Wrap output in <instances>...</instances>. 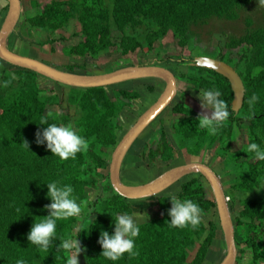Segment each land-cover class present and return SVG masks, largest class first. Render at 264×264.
Returning a JSON list of instances; mask_svg holds the SVG:
<instances>
[{
    "label": "trees",
    "instance_id": "1",
    "mask_svg": "<svg viewBox=\"0 0 264 264\" xmlns=\"http://www.w3.org/2000/svg\"><path fill=\"white\" fill-rule=\"evenodd\" d=\"M253 1L49 0L43 6L31 1L30 9L34 11L24 26L47 36L40 42L44 47L53 42L48 39L50 36L68 31L70 24L77 21L81 40L64 48V56L98 60L104 53L116 50L125 58L140 50H155L169 32L180 39L179 46H186L192 27L206 25L214 18L237 21L240 11ZM4 10L7 13V2ZM246 24L245 34L231 38L226 47L246 46L245 68L248 72L258 70L255 79L246 83L242 114L250 122L249 142L264 147V26L253 29L251 21ZM144 28L148 29L143 32ZM130 29L132 33L128 32ZM115 33L119 34L116 40ZM10 68L0 64V264H16L20 259L26 264H66L64 254L57 251L59 240L54 242L57 247L47 253L36 251L27 240L35 220L48 215L45 209L51 201L44 184L52 180L73 185L74 194L85 207L94 209L91 215L95 219L87 221L85 231L79 234L86 264H113L101 256L102 247L98 243L101 231L113 232L112 216L133 210L113 191L102 168L107 164L106 150L117 143L114 123L123 102L119 98L111 100L104 88L70 89L66 94L68 105L80 111L75 127L90 141V148L86 153L77 154L75 159L61 160L53 156L46 144L36 142V134L46 127L40 125L45 119L49 123L71 122L68 114L47 109L58 104L60 94L65 92L55 83L56 89L47 93L41 87L39 75ZM254 93L260 100L250 105ZM225 101L229 104L230 97L227 99L225 95ZM249 155L252 162L245 160L239 166L230 195L240 196L239 217L264 218V161ZM189 183L179 194L181 198L197 202L203 214L215 208L212 201L204 199L202 189L193 191ZM156 204L157 215L161 217L141 225L136 240L139 255L126 254L117 264H203L219 229L218 223L205 224L201 219L197 229L173 228L167 223L171 201L163 197ZM75 223V218L59 221L58 234L71 233ZM195 249L194 259L187 262L189 253Z\"/></svg>",
    "mask_w": 264,
    "mask_h": 264
},
{
    "label": "flooded vegetation",
    "instance_id": "2",
    "mask_svg": "<svg viewBox=\"0 0 264 264\" xmlns=\"http://www.w3.org/2000/svg\"><path fill=\"white\" fill-rule=\"evenodd\" d=\"M10 41L11 38L9 39V42ZM187 46L188 44L179 47L183 48ZM245 48L246 46L234 48L238 54V56H235V59H230L226 53L220 54L218 49H216L212 55H202L201 52L192 51L190 48L191 52L188 57L177 55L168 57L164 61L158 59L159 53L157 52L158 55L155 53L154 62L149 63H143L138 58L140 53L149 51L140 50L136 55L125 58L120 54L121 61L110 66L106 73L128 67H159L168 70L173 75L176 84V91L170 103L144 129L126 153L120 168V180L124 184L132 186L146 185L160 178L172 169L183 165L198 163L208 167L217 177L224 192V198L228 204L230 213L240 205V196L232 197L230 192L234 186L233 180L237 177L236 174L239 166L245 160L252 162L251 158H249V153L246 151V146L250 143V136L247 131V127H250V122L246 115L242 114L244 99L242 107L239 111H235L233 106L235 93L230 80L225 77V75L213 69L198 66V60L211 59L220 64L224 63L231 68L243 83L245 98L246 83L253 81L258 74L257 69L248 72L245 68L246 61L243 58ZM234 49H229V53ZM34 59L50 63L48 60L39 58ZM53 65L57 64L54 63ZM117 66L119 67L117 68ZM60 68L63 67L61 66ZM63 69L78 74L81 73L77 72L76 69L80 71L84 70L81 67L70 64ZM120 85L124 86L117 88ZM222 86L226 89L223 90ZM111 87L116 88L112 90L111 95L107 91V88H104L108 92L110 99L117 101L119 98L124 104L121 105L120 110L117 112L114 123L116 126L117 143L106 150L105 159L107 160V164L102 168V172L106 175L108 174V181L113 189L110 181V166L113 153L129 130L159 100L164 93L166 83L158 78H148L129 81ZM211 87L221 90L224 100L225 95L227 99L230 97L228 105L231 118L215 136H210L204 129H197L198 117L201 115L187 103V101H189L202 108L200 101L197 99L199 89ZM61 88L62 91H67V93L62 94H68L70 91L69 88ZM63 113L67 114L66 112ZM68 116L71 121L70 123H73L71 115L68 114ZM78 120L79 117L74 121V126ZM226 131L230 133H226ZM192 132L195 134L190 135ZM240 135H244L246 139H244L241 147L239 146L238 140ZM187 183L191 184L193 191H197L199 188L202 189L204 192V199L212 201L215 204V208L203 214L205 216L211 214L218 219L219 229L216 231V236L210 247L211 250L215 243H224V240L217 214V204L211 185L201 174H187L160 194L152 197L140 200H129L120 196L129 203L133 212L139 211L140 213H144L145 217H150L151 220L141 223L142 225L152 222L157 217H161L157 215L156 211V203L160 198L169 197L170 193H176L177 195L181 194L183 188L188 185ZM113 191L116 192L114 189ZM243 196H245V198L247 197V195ZM233 215L231 214V219L234 227V242L236 248L234 264H264V218L239 217L238 213L236 216ZM211 221L216 223L214 220H209V222ZM220 236H222V239L219 238ZM219 248L221 249V247ZM210 250L203 264H206ZM195 254L196 249L189 253L187 262H192ZM224 256L225 253L222 252L221 257L218 255L217 261L211 264H219Z\"/></svg>",
    "mask_w": 264,
    "mask_h": 264
},
{
    "label": "clouds",
    "instance_id": "3",
    "mask_svg": "<svg viewBox=\"0 0 264 264\" xmlns=\"http://www.w3.org/2000/svg\"><path fill=\"white\" fill-rule=\"evenodd\" d=\"M257 4L258 7H264V0H257ZM222 96V91L215 87L199 89L197 99L203 109L211 110V114L198 117L197 129L206 130L210 136L217 135L231 118L229 105ZM259 100L260 96L254 93L249 104H256ZM40 125L46 127H43L42 132H37L36 142L40 145L46 144L53 156L69 160L75 159L77 154L89 151L90 141L72 123H49L45 119ZM25 144L29 148L27 142ZM246 151L252 154L255 160L264 161V147L261 144L252 142L246 146ZM44 185L48 189L47 198L51 201L45 209L48 215L35 220L27 240L40 253H47L50 248H56L54 242L59 240L57 251L64 254L66 264H79L78 256L81 252L79 234L85 231L84 225L87 221L95 219L96 216L91 215L94 209L85 207L84 202L74 194L73 185L69 183L52 180ZM168 200L172 205L168 210L170 222L167 223L170 226L197 229L201 225L203 210L197 202L190 198H181L176 193H170ZM143 215L139 211H134L118 213L114 218L112 216L114 231H101L98 241L102 247L101 256L113 264H117L126 254L129 257L138 256L136 240L141 233L140 220ZM70 218L76 220L72 232L67 235L58 234V222ZM16 264L26 262L20 259Z\"/></svg>",
    "mask_w": 264,
    "mask_h": 264
},
{
    "label": "water",
    "instance_id": "4",
    "mask_svg": "<svg viewBox=\"0 0 264 264\" xmlns=\"http://www.w3.org/2000/svg\"><path fill=\"white\" fill-rule=\"evenodd\" d=\"M4 1L8 4V10L0 28V60L11 65L13 68L36 73L39 75L40 83H42L41 78H45L51 83H56L61 87L80 90L108 88L121 83L148 78H158L166 83L164 93L159 100L138 120L116 147L110 166L111 185L122 197L129 200H140L160 194L178 179L187 174H201L210 183L217 204V214L224 240L221 248L225 253V256L219 264H234L236 248L234 242V227L231 219L232 216L228 204L225 201L221 185L219 184L217 177L208 167L198 163L183 165L166 172L160 178L146 185H126L120 180V168L131 145L172 100L176 91V84L173 75L168 70L159 67H128L104 74L83 75L66 71L65 69L51 63L15 53L9 49L8 42L20 22L22 2L21 0ZM198 66L213 69L216 72L225 75V77L230 80L235 93L233 103L234 110L239 111L243 105L245 90L238 75L231 68L226 66V64H220L211 59H199ZM187 103L200 115L211 114L210 110H205L189 101H187ZM80 245L81 252L78 256L79 264H86L81 240Z\"/></svg>",
    "mask_w": 264,
    "mask_h": 264
},
{
    "label": "rangeland",
    "instance_id": "5",
    "mask_svg": "<svg viewBox=\"0 0 264 264\" xmlns=\"http://www.w3.org/2000/svg\"><path fill=\"white\" fill-rule=\"evenodd\" d=\"M31 1H36L43 6L49 0H21L22 14L20 17V22L15 32L10 37L13 47H17L13 48L14 52L24 56L48 60V62L52 64L55 63L60 67L62 66L63 68L69 64L73 66L76 65V67H81L82 69H84L83 71L76 69L77 72H80L81 74H104L108 72V68H110V66L121 61L120 53H118L116 50H111V52L104 53L99 57L98 60H95V62L92 59L78 60L66 58L63 54V49L72 45H76L81 40V37L79 36L81 28L80 24L77 21H73L70 24L68 31H58L54 34V36H50L48 39L52 40L53 42L42 47L40 45V42L46 40L47 36L42 33H39L38 35L36 31H30L28 25L26 27L24 26L26 25V19L29 18L34 11V9H30ZM247 21L252 22L253 29L264 26V7H258L257 0H254L249 7L244 8L240 11V17L237 21H228L225 19L214 18L206 25L192 27L190 35L191 39L188 40L187 47H179L178 41L180 39H175L174 34L169 32L168 35L160 43L161 45L157 44L155 50L140 53L138 55V58L143 63H149L154 62L155 53L157 54V52L159 53L158 59L164 61L168 57L177 55H180L181 57H188L191 50L199 53L201 52L202 55H212L215 50L218 49L220 54L226 53V55L229 56L230 59H235V56H238L236 50L234 49L229 53V49L226 48V44L231 38H240L245 34L247 30ZM148 28H144L143 32ZM128 32L132 33L131 29L128 30ZM118 36L119 34L115 33L114 40H116ZM189 47L191 48V50ZM118 67L119 66H117V68ZM41 82L42 87H44V89H47V93H49L51 89H56V85L46 80L45 78H41ZM122 86L124 85H120L117 88H121ZM114 88L115 87L107 88V91L110 95ZM65 93H67V91ZM47 109L51 112H66L67 114L71 115V119L73 122L72 124H74V121H76L80 116V111L76 107L68 105L66 94H60L59 103L54 106H48ZM244 139V135H240L238 137L240 147L244 142ZM240 210L241 206L238 205L231 214H234L233 216H236ZM141 214L144 213L141 212ZM201 219L205 224H208L209 220H214L216 221V223H218V219L211 214H207L206 216L202 215ZM150 220V217H145L144 214L140 220V223ZM219 238L222 239V236H220ZM217 244L215 243L210 250L206 264L216 262L218 255H220L221 257L222 252L224 253V250L222 248H219L221 247L222 242H220L218 245Z\"/></svg>",
    "mask_w": 264,
    "mask_h": 264
},
{
    "label": "crops",
    "instance_id": "6",
    "mask_svg": "<svg viewBox=\"0 0 264 264\" xmlns=\"http://www.w3.org/2000/svg\"><path fill=\"white\" fill-rule=\"evenodd\" d=\"M5 6H6V2L4 0H0V9H1V13H0V28L2 26V23L4 21L5 15H6L5 10L3 11ZM8 46H9V49H11L12 51H13V48H17V47H13V44L11 43V41L9 42ZM0 64H2L3 67L5 66L6 68H10L11 67L10 68L11 70L16 69V68H13L11 65H8V64L4 63L1 60H0Z\"/></svg>",
    "mask_w": 264,
    "mask_h": 264
}]
</instances>
